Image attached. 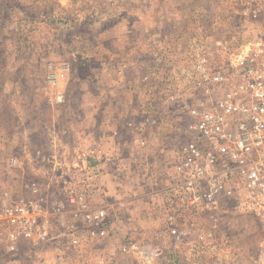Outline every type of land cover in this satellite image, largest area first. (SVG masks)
I'll return each mask as SVG.
<instances>
[{"label":"rangeland","instance_id":"1","mask_svg":"<svg viewBox=\"0 0 264 264\" xmlns=\"http://www.w3.org/2000/svg\"><path fill=\"white\" fill-rule=\"evenodd\" d=\"M8 1L0 0V194L29 197L25 184L33 183L40 190L34 200L52 214L55 201L65 199L71 190L89 187L95 204L107 205L111 227L125 222L122 228L133 235L113 236L109 230L104 239L83 237L79 247H72L67 231H78L81 221L67 213L63 225L51 215L47 219L53 239L29 251L23 243L24 257L0 264H261L264 228L249 204L220 201L192 210L172 197L166 186L172 150L189 140L184 131L188 100L200 98L195 89L198 58L204 53L210 66H219L228 49L256 40L262 33L264 0H208L213 7L203 14L197 6L190 13L182 10L179 0H14L20 7L12 13L2 7ZM171 20H191L193 25L191 41L181 43L169 58L165 35L174 27L169 26ZM116 52L120 58L114 62L109 54ZM127 56L134 58L137 73V67L148 72L143 82L154 83L151 88L159 82L156 69L165 67L164 86L157 85L160 93L147 90L142 99L148 114L159 116L163 124L159 135L166 141L159 156L165 170L162 177L139 176L142 193L133 195L131 203H118L116 192L108 205L95 185L102 172L89 167L90 148L105 133L107 116L121 115L106 89L109 81H121L114 73H120ZM156 108L161 113L156 114ZM136 115L141 119L138 113L131 115V124L140 123ZM90 133L96 136L93 140ZM13 156L21 160L22 168L8 167ZM81 158L88 162L85 171H78ZM56 160L60 167L54 165ZM170 215L176 217L177 229L185 232L181 241L169 232Z\"/></svg>","mask_w":264,"mask_h":264},{"label":"built area","instance_id":"2","mask_svg":"<svg viewBox=\"0 0 264 264\" xmlns=\"http://www.w3.org/2000/svg\"><path fill=\"white\" fill-rule=\"evenodd\" d=\"M261 23V35L228 49L221 65L210 66L204 53L198 58L195 89L200 98L188 100L184 131L189 140L172 150L166 190L192 210L220 201L245 202L264 228V17ZM87 163L81 158L78 171L87 170ZM22 165L15 156L8 159L10 169ZM54 165L62 164L56 160ZM25 189L29 197L0 194V252L15 255L23 243L30 248L48 243L53 239L47 219L51 215L63 225L67 213L81 221L78 231H67L72 247H79L83 237L101 240L109 234L108 208L95 204L89 187L55 201L52 214L34 200L40 191L35 184L26 183ZM175 218L168 216L169 232L181 241L185 232L177 229ZM259 261L264 264L263 255Z\"/></svg>","mask_w":264,"mask_h":264},{"label":"crops","instance_id":"3","mask_svg":"<svg viewBox=\"0 0 264 264\" xmlns=\"http://www.w3.org/2000/svg\"><path fill=\"white\" fill-rule=\"evenodd\" d=\"M179 1V6H181V9H186L189 13L191 11L190 8H192L193 10L196 8V6L199 13L205 12V9L209 10L211 7H213L209 6L208 0H186L187 2H184V7L182 6V1L184 0ZM172 24L174 25L173 29L171 27ZM192 25L193 21L191 20H186V22H180L177 20L170 21L169 26L171 27V29L165 35V37H168V39H166V43H169H167L169 46L167 48V52H165L166 56L168 54V57L170 58L171 54H174V52H177L179 50V45L181 43L187 45V43L191 41ZM178 26L185 27L183 30H177ZM187 26L190 28L186 30ZM133 27L134 26H132V28H129V33L133 32ZM132 36H135V34H131L129 37L132 39ZM134 43L135 41L133 38L132 45H134ZM139 43L140 40L137 38L136 44ZM109 55H111L110 59H115L113 60L114 62L117 61V58H120V56L117 55V52L115 55L112 53H110ZM162 55L165 56L164 54ZM137 57L140 58V55L138 54ZM133 59L128 58L127 56V58H125V60H123L121 63L120 73H114V77H118V79L121 80L120 82L113 80V82L109 81L107 84L106 91H109L108 93L115 98L113 101L118 105V107L121 108V115H119L117 119H114L113 116L110 117V115L107 116L104 122L106 126L105 133L99 136L100 142L98 143L96 141L95 146L92 145L90 148L93 154L90 159L93 165L91 164L90 167L93 166V169L97 168L102 172L95 185L98 190L104 193L103 198L105 199V202L108 203V205L110 201L113 202V195H116V192L117 194H119V196L122 195V200H120L119 196L116 195L118 198V203L122 201H128V203H131L129 201H131L130 199H134L133 195L142 193V190H140L139 187V184L141 183L139 176L142 175L144 178H146V176L152 178L164 176L163 171L165 170V167H163L162 164L163 158H160L161 156H159V154L163 153V142L166 141V139L160 138L161 135H159V125L161 119H156L155 117H152L148 114V110H150L148 109L149 106L146 107L148 104L145 103L142 99H145L144 94L147 90L152 93L158 94L161 88H158L157 85H163L162 75L166 74L164 70L165 67L156 69V73L154 76L159 80V82H155L156 87L151 88L152 84L154 83L144 84L143 82V77H145L148 72L142 68L140 69L139 67H137V73L135 70L136 67L133 66L135 64L132 63ZM154 76H152V78L150 77L152 82H154ZM141 78L142 82L139 81V79ZM132 82L133 84L136 83L137 85L133 86ZM119 92H121V94H119ZM154 104L157 106L156 102ZM132 106L135 108V111H137L135 112V114L138 113V115L141 116L140 119V117L136 115L137 118L141 120L138 124H131L128 119L129 117H131V115H135L134 113H132V110H134L132 109ZM158 110L159 109L156 108V114L161 113L162 111L161 109L160 111ZM161 115L163 116L164 113ZM95 124H98L97 121L95 122ZM151 126L156 127V129L154 130L155 132L150 129ZM94 137L96 136L90 133L89 138L93 140ZM119 138L121 140V143H118ZM117 170L122 171V173ZM135 184L137 185L135 186ZM119 186L123 187V190L118 192L116 188ZM132 191L134 192L132 193ZM126 195H128L127 198ZM124 225L126 226L127 223H113L110 229V234H112L113 236H115L116 234H119L121 236L133 235L131 230L126 229V227L122 228L124 227ZM113 249L117 250L115 246H113ZM111 250L112 249L110 248V251ZM105 258L108 260L110 259L108 258V256H106Z\"/></svg>","mask_w":264,"mask_h":264},{"label":"trees","instance_id":"4","mask_svg":"<svg viewBox=\"0 0 264 264\" xmlns=\"http://www.w3.org/2000/svg\"><path fill=\"white\" fill-rule=\"evenodd\" d=\"M2 7H4V9L10 10L9 13H12V11H14V9L20 7V5L18 3H16V2H14V0H9L8 2H6V5H4ZM4 15H8V13L4 14ZM1 16H2V14H0V17ZM0 27H2V26L0 25ZM157 119H160L159 116L157 117ZM159 126H163L162 121L160 122ZM24 249L26 251L30 250L28 246L24 247ZM22 250H23V248H21V251L16 253L15 255H11V254H9L7 252H0V263L2 261L17 260V258H19V257H22V256L24 257L25 254L21 253Z\"/></svg>","mask_w":264,"mask_h":264}]
</instances>
